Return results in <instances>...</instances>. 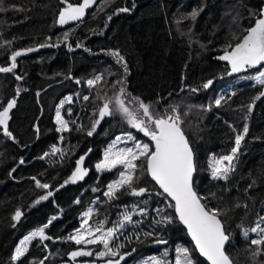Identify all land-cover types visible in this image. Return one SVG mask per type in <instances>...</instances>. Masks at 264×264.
<instances>
[{"label":"trees","instance_id":"16d2710c","mask_svg":"<svg viewBox=\"0 0 264 264\" xmlns=\"http://www.w3.org/2000/svg\"><path fill=\"white\" fill-rule=\"evenodd\" d=\"M65 7L61 0H0V67H11L13 53H25L16 68L0 73V111L16 101L9 113L11 135L0 126V264H107L134 250L123 264L150 258L175 264L178 249H188L195 264H207L144 167L135 170L133 187L146 193L132 195L125 185L113 197L105 195L122 170L96 171L106 146L120 136L125 148L137 141L153 147L116 111L87 134L104 103L115 109L117 97L133 112H142V101L155 116L180 117L196 166L193 189L209 209L220 210L229 235L226 253L233 264H264V245L250 243L260 238L251 229L264 217V86L251 77L238 81L257 69L231 77L230 65L219 59L261 18L264 0H98L83 20L61 25ZM45 44L52 46L40 47ZM30 48L37 50L27 52ZM96 77L90 86L87 81ZM68 97L60 115L69 130L59 133L54 116ZM237 135L244 138L233 170L227 179H213L209 162L231 154ZM81 156L88 174L65 185ZM36 181L49 187L39 188ZM48 192L52 196L41 200ZM89 209V228L115 230L109 248L118 255L101 257L107 251L102 243L77 245L69 239ZM126 213L131 222L123 220ZM169 216L171 223L164 219ZM40 228L50 239L34 238L14 260L19 242ZM81 250L93 255L72 258Z\"/></svg>","mask_w":264,"mask_h":264},{"label":"snow or ice","instance_id":"6c2138e0","mask_svg":"<svg viewBox=\"0 0 264 264\" xmlns=\"http://www.w3.org/2000/svg\"><path fill=\"white\" fill-rule=\"evenodd\" d=\"M62 3H66V7L59 13V23L61 25L67 24L70 21H80L86 13V9L92 7L95 0H82L78 5L68 3L67 0H61ZM121 11L127 12L128 8L121 9ZM192 18L198 15L196 11L192 12ZM261 16L264 17V11L261 12ZM110 18V17H109ZM67 33H65V39H67ZM52 45H40V47H51ZM230 51H225V54L220 56V60L227 61L231 66V73H239L247 71L251 68H257L258 74L253 79L260 85L264 86V70H260L259 66H264V18L258 19L255 25L247 30V34L243 36L240 43L236 44L235 47H231ZM37 49H27V52L36 51ZM25 53L17 51L12 54L11 67H0V72H11L16 68L17 57ZM119 56V53H115ZM17 79L21 77L17 76ZM100 77H96L95 80H89L87 83L91 86L98 81ZM79 83V81H77ZM211 82H209L210 84ZM209 85L205 84L207 88ZM195 91V89H193ZM264 95V93H261ZM85 100L88 97H84ZM259 99V97H257ZM67 100L71 102V97ZM16 101L11 100L8 102L7 107L0 111V126L5 135L10 136L11 133L8 131V120L10 110L15 106ZM216 105L219 106L221 103L220 99L216 100ZM115 109L109 108V102L104 103L103 107L99 110V119L93 122L92 130L87 134L91 136L96 130V126L100 123L105 116L112 115L114 111L119 112L125 119L127 124L142 132L144 136L149 137L153 142V147H150L147 143L135 142L133 147L119 149L113 151L115 148V142L105 152L103 160L96 164L97 171H111L118 166H121L122 170L119 172L120 179L108 185V192L105 195L113 197L120 188L125 185L131 190L132 195H143L148 190L145 188L136 189L133 187L134 173L137 167H144L146 172L151 176L152 180L156 182L160 189L163 190L167 197H170L173 204H169V207H174L176 217L181 224L185 226L188 234L195 244L196 250L201 256L206 258L209 264H233V261L226 253L225 244L229 240V235L226 234L223 226V222L219 219L220 210L209 209L202 200L204 197L199 196L193 189V174L196 171L194 163V157L192 149L189 145L187 138L185 137L180 127V117L178 115H166V116H155L150 111V106L138 102V107L142 112H133L125 106V103L119 97L115 100ZM63 107V102L61 104ZM252 106L249 105V111ZM56 123L59 125L57 131H68L67 123L62 119L59 110L56 113ZM154 126V127H153ZM244 134H247V125L243 128ZM128 140L135 141L130 133L125 134ZM243 135H237L235 139V147H233L231 154L224 155L219 158H213L209 162V168L211 169V176L213 179H227V174L233 170V160L239 151ZM116 141H122L120 136L116 137ZM53 151H58L53 149ZM144 159L143 165H137L136 161ZM84 157L81 156L77 161L78 167L73 172L71 182L75 183L77 180L83 179L87 175V170L80 167L83 164ZM227 161V164H225ZM23 163V160H21ZM14 171V170H13ZM35 179V178H33ZM67 183V181L65 182ZM36 186L39 188L47 189L48 184H41L36 181ZM95 191V189H94ZM161 195V193H157ZM52 196V192H48L47 195L40 197L41 200H47L48 197ZM39 203V200L37 201ZM22 213L17 211L14 220H19ZM86 217L91 215V209L84 213ZM53 217L52 220H55ZM168 223L172 222V217L164 218ZM123 220L131 222L132 217L127 213L124 215ZM52 221H49L51 224ZM260 223H264V217L260 218ZM260 223L256 227L252 228V232H257L260 235L259 239H252L250 241L253 245H264V227L260 226ZM87 224V220L84 221ZM48 225H45V228ZM123 227V223L120 225ZM83 228V225H81ZM45 228H40L37 231L32 232L29 236L21 242L20 247L16 249L14 260L19 259L27 251V245L34 238L39 237L41 240L50 239L45 235ZM96 232L102 231L101 227L95 229ZM88 236H94V232L91 229H85ZM115 234L114 229H109L98 239H86L85 233L76 232L74 236L69 239L74 240L77 245L84 244H97L102 243L106 252L98 253L99 256L118 255L117 252L109 248V238ZM245 238L248 237V230L244 231ZM160 243H166V241H158ZM179 257L175 264H195L191 258L188 249H178ZM256 255L257 253H253ZM93 255L90 251H74L71 253L72 258L78 256H91ZM108 264H112L110 260ZM152 264H162L161 261L156 260Z\"/></svg>","mask_w":264,"mask_h":264},{"label":"rangeland","instance_id":"374dc122","mask_svg":"<svg viewBox=\"0 0 264 264\" xmlns=\"http://www.w3.org/2000/svg\"><path fill=\"white\" fill-rule=\"evenodd\" d=\"M263 11H264V9H263ZM261 18H264V17H262L261 16ZM260 18V19H261ZM225 62H227V61H225ZM228 63V62H227ZM260 70H264V67L263 68H261ZM258 74V71H256V72H254L252 75H248V76H241V77H239L238 78V81L239 80H242V79H247V78H249V77H251V79H253V77L255 76V75H257ZM63 105H64V103H66V102H68V100L67 99H64L63 101ZM62 102H60V104L58 105V108H57V110H59V112H60V109H61V104H62ZM57 110H56V113H57ZM56 113H55V116H54V120H55V125H56V128H58L59 127V125L56 123ZM174 116H176V115H174ZM62 117V116H61ZM59 133H63V132H65V131H58ZM115 142V148H113V151H117V150H119V149H124L125 147H124V144L120 141H116V139L114 140V141H112V142H110L107 146H106V148L104 149V151H103V154H102V158H101V160L98 162V163H100L102 160H103V158H104V154H105V152L113 145V143ZM97 163V164H98ZM225 164H227V161H225ZM78 167V165L76 164V167H75V169H74V171L73 172H75L76 171V168ZM80 167H82V168H84L83 167V164L82 165H80ZM85 169V168H84ZM95 169H96V165H95ZM87 170V169H86ZM96 171H97V169H96ZM105 171H107V170H105ZM97 172H99V173H102V172H104V171H97ZM73 174V173H72ZM72 174L67 178V183H65L64 182V184L65 185H67V184H69V185H72V184H76V183H78V182H81L85 177H86V175L83 177V179H80V180H77L75 183H73V182H71V177H72ZM87 174H88V170H87ZM87 218L88 217H86L85 215L83 216V220H82V222H81V225H83V228L80 226V228L78 229L80 232H82V233H85V235H86V239H98L99 237H101L105 232H96L95 230H92L91 228H89L88 226H87V224H84V221L85 220H87ZM85 229H91L93 232H94V236H88L87 235V233L85 232ZM77 230V231H78ZM76 231V232H77ZM34 232V231H33ZM76 232L74 233V235L76 234ZM32 233V232H31ZM31 233H29L27 236H29ZM73 235V236H74ZM27 236H25V237H27ZM25 237L19 242V244H18V246L15 248V250H14V253H13V257L15 256V252H16V249L18 248V247H20V245H21V242L25 239ZM74 241V240H73ZM31 242V241H30ZM30 242L28 243V245H27V248H28V246H29V244H30ZM82 245H91V244H84V243H82ZM110 257H114V256H110ZM156 260H159V259H157V258H150V259H146V260H144V261H142L141 262V260L139 261H137V262H132V263H130V264H152V262H154V261H156Z\"/></svg>","mask_w":264,"mask_h":264},{"label":"water","instance_id":"95a60500","mask_svg":"<svg viewBox=\"0 0 264 264\" xmlns=\"http://www.w3.org/2000/svg\"><path fill=\"white\" fill-rule=\"evenodd\" d=\"M97 1H98V0H95V2H94V4L92 5V7L86 9V13H85V15H86L89 11L92 10V8L96 5ZM85 15H84V17L81 18V20H83V19L85 18ZM71 22H74V21H70L69 23H71ZM33 52H34V51H32V53H33ZM260 67H262V66H259V68H260ZM255 69H257V68H251V69H248L247 71H252V70H255ZM247 71H242V72H239V73H231V66H230V68H229V74H228V75L231 76V77L239 76V75H241V74H243V73H246ZM0 73H3V72H0ZM107 117H108V116H105L104 118H107ZM152 146H153V142H152ZM194 173H195V172H194ZM193 176H194V174H193ZM148 177H149V179L154 183V185L158 188V190H159L160 192L163 193V190L159 188V186L156 184V182H155L154 180H152V178H151V176H150L149 174H148ZM163 194H164V193H163ZM164 195L167 196V194H164ZM168 199H169V200L173 203V205H174V201H172L170 197H168ZM174 212H175V211H174ZM175 215H176V214H175ZM176 218H177V217H176ZM177 220H178V218H177ZM178 222L180 223L179 220H178ZM180 225H181V226L183 227V229L186 231V234H187L189 240L191 241V243H192L194 249L196 250V248H195V244H194V242L192 241L190 235L188 234L187 229L185 228V226H184L183 224L180 223ZM227 243H228V241H227L226 244H225V248H226V246H227ZM196 252H197V254L199 255V257H200L202 260H204L207 264H209V262L206 260V258H204L203 256L200 255V253L198 252V250H196ZM135 255H136V252H135V250H134V251H132V252H130V253H128V254H125V255L120 256V257L118 258V260H117V261H113L112 264H123L125 261L131 260V258H132L133 256H135ZM107 264H108V263H107Z\"/></svg>","mask_w":264,"mask_h":264},{"label":"flooded vegetation","instance_id":"af4514ba","mask_svg":"<svg viewBox=\"0 0 264 264\" xmlns=\"http://www.w3.org/2000/svg\"><path fill=\"white\" fill-rule=\"evenodd\" d=\"M263 67H264V66L260 67V69L263 68ZM255 70H256V69H255Z\"/></svg>","mask_w":264,"mask_h":264}]
</instances>
